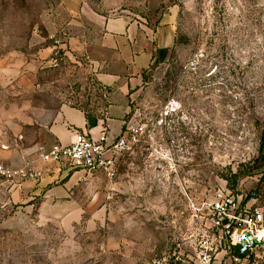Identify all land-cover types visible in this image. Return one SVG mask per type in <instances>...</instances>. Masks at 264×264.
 <instances>
[{
    "label": "rangeland",
    "instance_id": "1",
    "mask_svg": "<svg viewBox=\"0 0 264 264\" xmlns=\"http://www.w3.org/2000/svg\"><path fill=\"white\" fill-rule=\"evenodd\" d=\"M136 2L132 16L149 28L153 51L127 93L124 126L141 128L139 141L121 155L111 181L103 174L96 186L93 176L77 179L66 190L71 206L44 204L74 173L55 165L41 168L49 178L38 192L41 178L29 188L0 181V264H152L183 251L184 261L172 264H194L186 251L205 228L193 206L224 191L264 208V0ZM50 4L0 0L1 163L23 164L12 154L30 141L15 135L11 121L12 105L23 99L104 114L89 62L65 53L58 68L46 66L59 45L45 24ZM166 22L174 40L158 61L154 37L169 29ZM47 46L46 56H34ZM25 66L35 77L23 89ZM94 196L103 203L89 206ZM243 264H264V252Z\"/></svg>",
    "mask_w": 264,
    "mask_h": 264
},
{
    "label": "crops",
    "instance_id": "2",
    "mask_svg": "<svg viewBox=\"0 0 264 264\" xmlns=\"http://www.w3.org/2000/svg\"><path fill=\"white\" fill-rule=\"evenodd\" d=\"M136 1L51 0V9L46 11L48 13L46 28L53 31L54 39H60L68 58L84 59L90 63L94 79L104 94V107H100L104 114L102 117L93 118L81 108L69 104L49 108L33 105L24 99L20 105L13 104L11 108L13 132L20 140L30 141L23 149L15 150L12 154L21 162L23 158V164L30 163L41 169L48 163L38 159L37 147L41 144L49 147L55 143L66 145L76 131H88L97 137L100 129L106 127L109 139L112 140L124 128L123 119L128 113V90L139 82V72L149 65L153 56L149 28L132 16ZM165 25L170 32L167 30L155 33L154 39L156 43L158 42V48H167L173 44L171 27L167 22ZM49 51L50 46H47L39 49L34 56L37 58L46 56ZM33 77L34 73L28 71L25 66L23 76L19 80L20 87L25 89L28 84L33 83ZM112 115L118 122L115 128L111 125ZM41 170L45 177L42 175L40 183L42 185L36 186L35 192H38L49 178L45 169ZM102 174L71 173L64 185L58 187L59 189L53 188L52 194L58 195L54 198L46 196L44 204L55 206L75 204L66 190L71 189L74 182L82 177L93 176L91 183L96 186ZM58 175L57 173L55 176ZM27 182L29 188L33 186L32 182L37 181ZM27 188L24 189L25 192H28ZM103 201V197L94 196L88 205H100ZM68 218H72L71 215H67L66 219Z\"/></svg>",
    "mask_w": 264,
    "mask_h": 264
},
{
    "label": "built area",
    "instance_id": "3",
    "mask_svg": "<svg viewBox=\"0 0 264 264\" xmlns=\"http://www.w3.org/2000/svg\"><path fill=\"white\" fill-rule=\"evenodd\" d=\"M54 45L46 61V66L58 68L65 61L62 42L54 39ZM141 128L129 126L110 140L108 129L102 127L97 137L88 131H76L72 140L66 144L55 143L49 147L41 144L37 147L38 159L43 163L55 165L58 169L72 172L94 174L101 172L108 180L117 174V165L121 155L130 152L139 141ZM43 175L40 168L30 163L10 165L0 162V181H38ZM193 215L205 230L196 239L193 251L186 256L194 264H243L259 252H264V208L242 199L241 195H231L224 191L216 192L201 206L192 207ZM210 231H213L210 233ZM217 233L222 245L213 242ZM223 253L220 257V251ZM185 252H173L169 259L158 257L152 264H172L184 261L179 256Z\"/></svg>",
    "mask_w": 264,
    "mask_h": 264
},
{
    "label": "trees",
    "instance_id": "4",
    "mask_svg": "<svg viewBox=\"0 0 264 264\" xmlns=\"http://www.w3.org/2000/svg\"><path fill=\"white\" fill-rule=\"evenodd\" d=\"M167 53V48H157L158 61H162Z\"/></svg>",
    "mask_w": 264,
    "mask_h": 264
}]
</instances>
